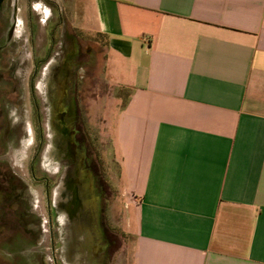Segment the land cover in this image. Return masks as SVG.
<instances>
[{"label": "crops", "instance_id": "0c3cea01", "mask_svg": "<svg viewBox=\"0 0 264 264\" xmlns=\"http://www.w3.org/2000/svg\"><path fill=\"white\" fill-rule=\"evenodd\" d=\"M82 6L128 91L112 146L130 263L264 264V0Z\"/></svg>", "mask_w": 264, "mask_h": 264}, {"label": "flooded vegetation", "instance_id": "af4514ba", "mask_svg": "<svg viewBox=\"0 0 264 264\" xmlns=\"http://www.w3.org/2000/svg\"><path fill=\"white\" fill-rule=\"evenodd\" d=\"M36 5L47 11L44 42ZM66 12L58 0H0V264H72L74 247L87 239L82 221L103 227L108 249L115 243L104 217L110 186L80 110L72 126L68 106L55 105L62 93L57 85L73 75L66 60L74 37L83 46L64 22ZM44 66L57 82L53 105L41 104ZM94 200L97 218L85 210Z\"/></svg>", "mask_w": 264, "mask_h": 264}, {"label": "rangeland", "instance_id": "374dc122", "mask_svg": "<svg viewBox=\"0 0 264 264\" xmlns=\"http://www.w3.org/2000/svg\"><path fill=\"white\" fill-rule=\"evenodd\" d=\"M62 3L65 4L67 11L62 15L64 22L69 26L73 37L78 35L83 39V46L74 37L70 45L71 51L66 60L67 68L68 70L71 68L73 75L67 73L65 78L61 79L62 84L57 85L62 88V93L57 101L55 99V105H59L60 110L65 109V105L68 106L69 111L65 118L67 123L70 122L72 126L75 125L76 107L80 110L84 130L99 158L105 181L113 192V196L104 203V217L110 236L113 237L114 233L116 238L114 246H111L109 250L106 237L101 236L103 227L99 228L95 220L90 226L82 221L79 227L87 234V239L82 240L78 250L74 247L71 254L72 264H131L129 240L120 226L122 209L119 201L114 202L113 200L114 195H117L115 181L118 180V161L113 154L112 146L114 123L118 112L127 100L128 91L118 86L110 75L105 39L101 34L92 30L84 16L82 0H58L60 6ZM36 6L35 13H37V17H40V30H42L40 35L44 42L47 40L49 28L42 21L45 20L47 11L40 9L39 5ZM52 19L58 21L55 11H53ZM60 37L61 32L58 33V38L60 39ZM44 52L45 49H42L41 56ZM46 67L44 66L41 70V84L38 85V89H41V104L45 105L48 101L50 105H53L54 92H50V90L56 87L57 82L45 69ZM76 86L78 87L77 94L75 93ZM94 202H89L85 210L90 212L92 210V217L97 218L98 206L96 200ZM91 232H93L94 238ZM104 239L105 241H102ZM121 242L122 246L120 247Z\"/></svg>", "mask_w": 264, "mask_h": 264}]
</instances>
